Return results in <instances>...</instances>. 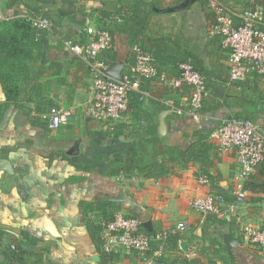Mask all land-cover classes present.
<instances>
[{"label":"crops","instance_id":"0c3cea01","mask_svg":"<svg viewBox=\"0 0 264 264\" xmlns=\"http://www.w3.org/2000/svg\"><path fill=\"white\" fill-rule=\"evenodd\" d=\"M249 1L228 3L240 14ZM149 11L150 17L145 13ZM118 12L124 18L116 17ZM106 14L114 16L108 24L113 46L99 58L109 67L117 64L119 75L133 65V48L138 45L166 79L177 77V65L187 62L207 74L209 97L196 119L179 116L164 104L172 100L185 110L189 88H169L159 77L141 82L114 130L85 116L83 109L92 98L88 67L64 43L81 44L85 21L91 19L100 27L99 19ZM32 17L47 18L51 28L36 31L35 40L22 39L21 54L27 58L23 71L14 69L18 72L14 103H7L0 85V231L4 233L0 248L13 245L26 253L22 262L10 264H147L141 255L119 248L100 254L102 248L88 226L100 230L106 221L103 214L113 209L141 220L147 235L170 232L164 264L182 258L192 264H264V254L241 235L245 225L264 229V191H248L231 216L201 215L191 208L197 196L235 199L239 171L235 154L219 156L210 137L233 112L217 106L226 98L242 104L233 108L234 113L253 119L264 133V76L229 83L228 53L221 37L212 32V11L199 0H0V25ZM244 91L246 101H238ZM50 107L70 113L55 130L47 128ZM196 132L209 135V154L218 173L213 182L199 183L194 166L157 181L137 173L106 175L116 171L125 161L123 152L136 149L140 139L159 137L163 145L185 149ZM263 173L260 167L251 176L264 185ZM180 223L185 230H176ZM159 246L151 243L153 251ZM0 258L3 263L1 253Z\"/></svg>","mask_w":264,"mask_h":264},{"label":"built area","instance_id":"2783aa9c","mask_svg":"<svg viewBox=\"0 0 264 264\" xmlns=\"http://www.w3.org/2000/svg\"><path fill=\"white\" fill-rule=\"evenodd\" d=\"M208 7L214 16L212 32L221 37L222 48L228 53L229 83L245 81L253 76H264V12L261 7L237 14L218 0H208ZM114 20L110 17L96 27L91 19L85 21L86 38L81 44L71 41L64 43L65 49L83 61L88 67L92 82V98L83 109L85 116L101 124L107 130H114L126 113L130 97L139 92L142 81L159 77L165 86L173 89L187 86L190 90L188 108L178 109L172 100L164 104L179 116L196 119L201 112L204 101L209 97V90L204 78L189 63H179L178 76L166 79L159 75L149 53L139 47L133 48L134 62L127 73L114 78L109 75V65L99 57L112 49L113 40L108 24ZM36 31H49L47 18L32 17L26 20ZM70 113L57 107L48 110V130H55L67 122ZM219 156L234 153L238 164L237 186L234 201L228 202L222 196H197L191 201V208L201 215L216 216L235 215L239 206L245 201L247 191L244 183L264 161V133L249 119L227 118L211 134ZM199 183L207 184L205 177ZM177 231L185 230L180 223ZM242 237L256 246L264 254V229L251 225L241 227ZM170 232L164 231L154 235L143 232V223L137 218H127L115 213L111 220L104 221L100 227L102 250L111 253L123 249L126 253L141 255L147 264H164V251ZM160 243L156 251L151 243ZM15 250L12 245L10 247Z\"/></svg>","mask_w":264,"mask_h":264},{"label":"trees","instance_id":"16d2710c","mask_svg":"<svg viewBox=\"0 0 264 264\" xmlns=\"http://www.w3.org/2000/svg\"><path fill=\"white\" fill-rule=\"evenodd\" d=\"M185 0H174V2H182ZM203 6L208 7V0H199ZM225 6L230 9L229 0H218ZM161 7V4L158 5ZM256 7L264 8V0H252L249 1L246 5V9L240 13H244L249 11L250 9H254ZM232 10V9H231ZM263 10V9H262ZM264 12V10H263ZM146 16L150 17L152 12H145ZM116 17H123L124 15H120V12L115 13ZM110 17H114L111 14H106L99 21H103ZM126 18V17H125ZM131 20L130 18H126ZM138 20V18H137ZM132 21V20H131ZM100 23V22H98ZM212 24V23H211ZM36 30L33 29L25 20H11L1 23L0 25V85L5 94V98L7 103H14L16 97L18 95V88L16 86V80L18 72L15 71V68L23 71L22 67L26 60V56L22 55V39L25 37L26 39L35 40ZM142 49L139 45L137 46ZM145 51L144 49H142ZM146 52V51H145ZM108 64L107 62H105ZM190 64V62H187ZM109 65V64H108ZM195 71H197L204 79H206L207 74L202 70L198 69L193 65ZM248 80V79H246ZM245 80V81H246ZM244 82V81H242ZM238 82V83H242ZM207 87V84L205 82ZM239 86V84H237ZM208 88V87H207ZM246 90V89H244ZM246 93L245 91L241 93V97L238 101L245 102L246 101ZM243 106L242 104H231L228 98H226L217 108L225 107L229 109L233 114L228 117L235 119H249L253 121V119L243 116L242 114H236L233 111L234 107ZM254 122V121H253ZM212 133V132H211ZM147 145L151 147L147 148ZM212 149V145L209 142V135H205L201 132H196L190 140V143L187 148L181 149L175 146H167L161 143L159 137H154L152 140L140 139L137 142V147L134 150L124 151L123 154L125 156V161L120 164L116 171L113 169L106 173V175H119L126 174L131 175L133 173H137L144 179H151L157 181L166 175H175L178 170H184L188 166L197 167L198 177H205L209 182H213L217 177L218 173L216 171V165L213 159L210 157V150ZM262 167L264 169V161L257 166V169ZM264 174V173H263ZM264 177V176H263ZM243 189L249 192H260L264 191V185L258 184L254 180V177L251 176L244 183ZM116 212V209L112 210V213H104V219L106 221L111 220L113 213ZM89 231L91 232L92 239L96 243L97 247L102 246L100 231L98 228H93L91 225L88 226ZM99 234V235H98ZM4 236V233L0 231V242ZM175 243V247L177 246V238H173ZM100 254H109L105 253L103 250L99 249ZM0 253L3 255L4 261L2 264H10L12 261L22 262V256L26 253L22 250H12L10 247L0 248ZM37 264H41L40 261ZM168 264H192V261L187 260L186 258L176 259Z\"/></svg>","mask_w":264,"mask_h":264},{"label":"water","instance_id":"95a60500","mask_svg":"<svg viewBox=\"0 0 264 264\" xmlns=\"http://www.w3.org/2000/svg\"><path fill=\"white\" fill-rule=\"evenodd\" d=\"M181 8H182V7H179L177 10H180ZM118 67H119V66H118L117 64H112V65H110V67H109V69H108V73H109V75L112 76V77H114V78H117V77L119 76V74H118V71H119ZM46 226H47V228H48V230H49L50 232H53L52 226H51V224H49V222H46ZM180 247H181L182 249H184V247H183L182 244L180 245Z\"/></svg>","mask_w":264,"mask_h":264},{"label":"rangeland","instance_id":"374dc122","mask_svg":"<svg viewBox=\"0 0 264 264\" xmlns=\"http://www.w3.org/2000/svg\"><path fill=\"white\" fill-rule=\"evenodd\" d=\"M0 264H2L1 258H0Z\"/></svg>","mask_w":264,"mask_h":264}]
</instances>
